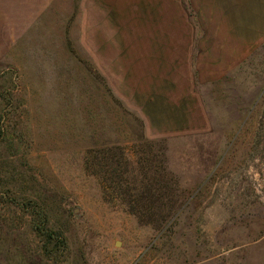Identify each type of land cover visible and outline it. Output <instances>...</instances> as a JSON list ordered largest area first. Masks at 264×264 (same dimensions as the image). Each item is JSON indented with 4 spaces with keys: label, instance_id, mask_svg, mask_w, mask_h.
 <instances>
[{
    "label": "rangeland",
    "instance_id": "1",
    "mask_svg": "<svg viewBox=\"0 0 264 264\" xmlns=\"http://www.w3.org/2000/svg\"><path fill=\"white\" fill-rule=\"evenodd\" d=\"M168 6L0 0V264H264V46L175 130L117 43Z\"/></svg>",
    "mask_w": 264,
    "mask_h": 264
},
{
    "label": "crops",
    "instance_id": "2",
    "mask_svg": "<svg viewBox=\"0 0 264 264\" xmlns=\"http://www.w3.org/2000/svg\"><path fill=\"white\" fill-rule=\"evenodd\" d=\"M170 2L169 15L156 14L138 40L119 35L117 43L123 76L142 73L132 93L140 111L161 113L173 129L185 130L207 102L201 88L230 79L239 65L257 61L247 57L264 46V16L247 24L240 20L241 11L233 18L230 9L209 0ZM218 3L222 6L224 0Z\"/></svg>",
    "mask_w": 264,
    "mask_h": 264
}]
</instances>
